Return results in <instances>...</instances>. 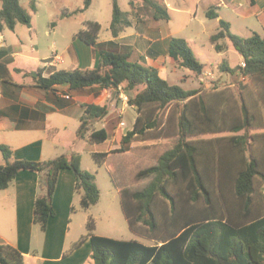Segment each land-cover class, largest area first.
I'll list each match as a JSON object with an SVG mask.
<instances>
[{
  "label": "trees",
  "instance_id": "obj_1",
  "mask_svg": "<svg viewBox=\"0 0 264 264\" xmlns=\"http://www.w3.org/2000/svg\"><path fill=\"white\" fill-rule=\"evenodd\" d=\"M154 20H169L167 7L142 0ZM93 0H85L81 12ZM135 6L133 0L130 1ZM32 10L36 3L32 1ZM207 18L216 19L214 8ZM32 16L21 0H0V32L17 25L30 26ZM211 37L218 52L228 41L243 58L242 67L223 61L222 74L236 77L237 90L215 87L186 90L171 84L156 68L130 61L122 52L98 50L95 69L58 71L39 77L37 85L51 89L68 84L72 89L98 86L116 93L131 92L130 106L137 112L134 128L122 137L121 147L110 153L92 154L106 166L121 194V204L132 231L153 242L119 240L95 235L96 221L76 245L90 239L93 264H264V35L244 38L220 20ZM132 25L118 0L112 2L110 30L114 37ZM102 26L86 21L75 36L96 46ZM169 57L200 77L205 65L186 39L170 41ZM78 137L90 144L104 143L106 129H92L109 113V105H87ZM176 138L174 145L167 140ZM6 160L0 165V190H5L22 171L39 174L40 193L35 202V223L42 230L55 215L52 198L64 169L76 176L82 192L81 209L99 203L96 175L82 169V155L73 153L53 160L11 161L13 151L0 145ZM0 264H26L24 255L10 244H0Z\"/></svg>",
  "mask_w": 264,
  "mask_h": 264
},
{
  "label": "crops",
  "instance_id": "obj_2",
  "mask_svg": "<svg viewBox=\"0 0 264 264\" xmlns=\"http://www.w3.org/2000/svg\"><path fill=\"white\" fill-rule=\"evenodd\" d=\"M133 1L135 6L132 9H122L129 14L132 25L125 28L118 37H114L110 30L112 9L105 22L96 17L86 20L99 22L102 26L96 46H89L76 38L77 31L71 33L67 39L63 38L61 44L52 39L47 49L42 48V34L48 38L55 36L57 26L53 23L48 30L39 32L34 15H31L30 26L19 24L14 30L6 28L0 32V145L11 148V161L43 162L62 155L79 153L82 155V168L91 173L97 172L96 163L93 168H84V153L91 156L94 153H110L113 151L110 149L111 142L118 138L122 140L134 128L137 113L131 120L130 128L122 120L130 109L136 110L129 105V98L124 93L119 91L116 96L111 90L98 86L72 89L68 84L43 89L37 85L40 76L48 78L62 70L95 69L99 65L98 50L105 49L126 53L130 56V61L156 68L164 79L171 84L179 83L184 88L186 83L179 74L182 67L169 57V46L173 38L180 37L186 39L192 48V38L184 34L189 25L192 24L197 35L208 34L214 50L216 48L211 37L219 30L220 20L229 22L231 28L233 21L236 24L238 21L245 24L251 22L249 32L255 26L252 23L256 20L264 30V0H196L194 6H190L188 0H163L170 13L169 20H154L153 11L145 2ZM154 1L161 5L158 0ZM94 2L95 0L84 13L93 7ZM200 8L204 9L203 15L207 20L199 16ZM210 8H214L218 18H207ZM223 10L230 12L232 15H228L232 19L223 15ZM77 12L78 10L75 11ZM180 17L186 20L184 24L176 22ZM226 41L224 52L216 50L221 58L215 66L216 69L225 61L224 53L231 48ZM54 55L62 61L54 62ZM197 58L200 60L198 56ZM242 62L241 56L240 64ZM214 69L208 72L212 77L216 76ZM182 73L184 76L190 75ZM94 104H108L110 109L108 115L92 128L107 130L109 137L101 144H90L85 139H78L84 107ZM122 122L124 126H121ZM5 164L6 160L0 154V165ZM103 167L109 172L105 165ZM112 183L121 197L120 191L113 181ZM40 191L39 174L31 171L20 172L10 187L0 190V244L6 243L17 248L24 255L26 264H93L90 239L76 245L87 233L89 218L93 217L95 221L96 218L91 210L81 209L82 192L76 189L75 174L69 169L60 171L52 198L55 215L48 220L45 230L35 223L34 218L35 202ZM79 214L83 217L78 229L74 226V220ZM97 230L96 221L95 235L111 238L97 234Z\"/></svg>",
  "mask_w": 264,
  "mask_h": 264
},
{
  "label": "rangeland",
  "instance_id": "obj_3",
  "mask_svg": "<svg viewBox=\"0 0 264 264\" xmlns=\"http://www.w3.org/2000/svg\"><path fill=\"white\" fill-rule=\"evenodd\" d=\"M31 1H35L37 6V10L34 12L32 11L30 0H23L21 2L24 6H26V9L31 13V15H34L36 29L39 32H41V30H48V27H51V24L53 23H55L57 26V34L55 36H52L51 38L46 37L44 34H42L41 36L42 40L40 41V45L42 46V48L45 47L46 49L50 45L52 39H56L61 44V42H63V38L67 39L71 33L80 31L81 29H85V22L89 18L96 17L105 22L107 18L110 17L109 14L111 13L113 2V0H95L93 7L84 13L81 12V8L84 7L85 0ZM129 1L130 0H119L118 2L123 10L129 11L133 8V6L129 4ZM158 1L161 3V5L164 6L163 0ZM195 1L196 0H188V3H190V6H194ZM77 10L79 13H75V11ZM203 10L204 9L201 8L199 9V16L203 19H206V17L203 15ZM228 14L232 15L227 10H223V15L227 16L229 19H232ZM176 22L179 24H184L186 20L183 17H180ZM233 22L234 25L233 28H231V32L238 36L248 38L249 36H252L254 32L262 35L264 34V30L256 20H254V22L252 23H255V26L251 28L250 32L248 28H250L249 24L251 22L248 24H245V22L243 21H238L237 24L235 23L236 21ZM173 24L175 25V21H173ZM240 30L242 33H240ZM185 31L186 32H184V34L188 38H192V49L194 53L200 58V60L205 63V69L207 70V72L198 77L194 75L193 72L189 69L181 68L179 74L180 76H183V82L186 83V85H183L184 88L195 90L199 89L200 87L205 89L220 87L229 88L233 91L237 90V78H234L228 74H222L219 69H216L215 66L218 60H221V58L217 54L216 50L211 47L208 40V34L197 35L196 29L192 28V24L189 25ZM226 42L229 44L228 41ZM230 47L231 48L224 53L223 58L231 67H237L240 65L241 55L236 50H234L231 45ZM213 68H215V77H212L210 74H208V72L213 70ZM182 72L188 73L192 76H184ZM177 84L180 85L179 83ZM120 93H124L128 98L132 95L131 92H127L123 88L120 89ZM136 113V110L130 109L125 113L126 115L123 116L122 120L125 124H127L128 128L131 127V120L134 116H136ZM78 139L80 138L78 137ZM120 142L121 140L119 138L114 142H111L110 149H119L121 147ZM165 143H168L166 146L174 145L176 143V138L167 140ZM93 166L95 167V162L92 156L84 153V168L90 169L93 168ZM96 170L97 172L92 173L96 174L97 183L102 192L101 199L98 204L91 207L89 210H91V213L94 214V217L96 218V221L98 223L97 234L110 236L111 238H116L119 240H138L146 245H153V242L143 238V236L132 231V229L130 228V224L121 205V197L117 193V190H115L109 172L103 166H98ZM82 217L83 215L79 214V216H77V219L75 218L74 220V226L78 227V229Z\"/></svg>",
  "mask_w": 264,
  "mask_h": 264
},
{
  "label": "built area",
  "instance_id": "obj_4",
  "mask_svg": "<svg viewBox=\"0 0 264 264\" xmlns=\"http://www.w3.org/2000/svg\"><path fill=\"white\" fill-rule=\"evenodd\" d=\"M52 59H53L54 62H60V61H62V59L59 58L57 55H54V56L52 57ZM241 64H242V67H245V66H246V64H245L244 62H242ZM120 89H121V88H120ZM121 126H124V123H123V122L121 123Z\"/></svg>",
  "mask_w": 264,
  "mask_h": 264
}]
</instances>
